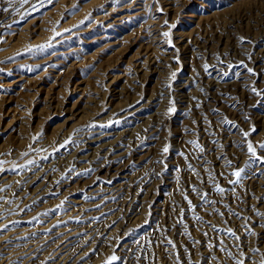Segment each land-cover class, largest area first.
Here are the masks:
<instances>
[{"label":"rangeland","instance_id":"1","mask_svg":"<svg viewBox=\"0 0 264 264\" xmlns=\"http://www.w3.org/2000/svg\"><path fill=\"white\" fill-rule=\"evenodd\" d=\"M30 1L0 12V251L57 238L0 264H261L264 0Z\"/></svg>","mask_w":264,"mask_h":264},{"label":"bare ground","instance_id":"2","mask_svg":"<svg viewBox=\"0 0 264 264\" xmlns=\"http://www.w3.org/2000/svg\"><path fill=\"white\" fill-rule=\"evenodd\" d=\"M30 1V0H29ZM32 1V0H31ZM30 1V2H31ZM34 2L36 1V2H39V1H42V0H33ZM35 2V3H36ZM44 2V1H43ZM18 3V2H17ZM29 3V2H28ZM27 3V4H28ZM34 3V4H35ZM40 3V2H39ZM42 3V2H41ZM30 4H32V3H30ZM29 4V5H30ZM17 5H19V4H17ZM36 5V4H35ZM39 5V4H38ZM31 6V5H30ZM33 6V5H32ZM37 6V5H36ZM42 6V5H41ZM27 7H29L28 5H27ZM17 9V7H13V9ZM10 10V9H9ZM12 10V9H11ZM25 11V10H24ZM29 11V10H28ZM10 12L11 11H8V12H4L3 13V15L1 16V20H3V18H7V17H9V14H10ZM12 14H14V13H12ZM11 15V14H10ZM0 20V21H1ZM5 22H7L6 20H5ZM3 25V24H2ZM1 26V25H0ZM261 52V51H260ZM257 54H259L258 52H257ZM254 55V54H253ZM257 56V55H256ZM253 58V57H252ZM255 60H257V57H255ZM209 87V86H208ZM210 89V88H209ZM207 90V89H206ZM88 132V131H87ZM90 132V131H89ZM88 132V133H89ZM91 133V132H90ZM81 134V133H80ZM85 134V133H84ZM95 134V133H94ZM97 134V133H96ZM92 135H93V132H92ZM89 136V135H88ZM97 135H95V137H96ZM103 136V135H102ZM101 136V137H102ZM82 137V136H81ZM104 137H106V136H104ZM88 138H90V137H88ZM92 138V137H91ZM94 138V137H93ZM83 139V138H82ZM84 139H85V137H84ZM95 139H97V138H95ZM85 140H87V139H85ZM98 140L99 139H97V140H92L93 142H91V141H89V139L87 140V143L85 142V144H87V145H91V144H94L95 145V143L97 144V142H98ZM103 140H104V138H103ZM77 142H78V140H77ZM104 142V141H103ZM100 143V142H99ZM81 144V143H80ZM78 145V144H77ZM82 145V144H81ZM86 145V146H87ZM73 146V145H72ZM106 146V145H105ZM85 147V146H84ZM106 148V147H105ZM83 149H85V152H86V150H88L87 148H83ZM82 149V150H83ZM103 149H104V147H103ZM77 150V149H76ZM81 150V149H80ZM82 150L80 151V152H82ZM116 150V149H115ZM84 151V150H83ZM99 152H101V151H99ZM104 152V151H103ZM78 153V152H77ZM114 154V153H113ZM81 155V154H80ZM99 155V154H98ZM107 155H109V154H107ZM112 155V154H111ZM117 156V155H116ZM99 157V156H98ZM75 158V157H74ZM83 158V157H82ZM100 158H101V156H100ZM109 158V157H108ZM116 159H118L117 157H115ZM81 159V158H80ZM94 159H96V158H94ZM106 159V158H105ZM77 160V159H76ZM79 160V159H78ZM77 160V161H78ZM80 161V160H79ZM78 161V162H79ZM109 161V160H108ZM107 161V162H108ZM111 161V160H110ZM114 161V160H113ZM77 162V163H78ZM95 162V161H94ZM116 162V161H115ZM114 162V163H115ZM41 164H42V162H40ZM39 163V164H40ZM77 163H75V164H77ZM97 163V162H96ZM110 163V162H109ZM38 164V165H39ZM55 163H53V165H54ZM92 164V163H91ZM33 165V164H32ZM36 166L35 167H37L38 165L37 164H35ZM74 165V164H73ZM105 165V164H104ZM34 166V165H33ZM52 166V165H51ZM75 166H77V165H75ZM74 166V167H75ZM111 166V165H110ZM28 167V166H27ZM34 167V168H35ZM42 167V166H41ZM40 167V168H41ZM71 167H73V166H71ZM97 167V166H96ZM112 167V166H111ZM26 168V167H25ZM28 168H30V167H28ZM32 168V167H31ZM30 168V169H31ZM39 168V167H38ZM97 168H101V167H97ZM27 169V168H26ZM37 169V168H36ZM69 169H72V168H69ZM68 169V170H69ZM25 170V169H24ZM23 169H22V171H24ZM28 170V169H27ZM38 170V169H37ZM48 170V169H47ZM47 170L45 171V173H47ZM50 170V169H49ZM73 170V169H72ZM76 170V169H75ZM26 172V171H25ZM36 171H34V170H30V172L29 173H27L26 172V175L22 178V180L21 181H17L16 183H10V185H13V188L15 187V190H17L16 192H18V191H22V193H21V196H22V198H23V201L25 200V201H29L30 200V202H31V200L35 197V196H37L40 192H41V187H35V185H36V183H38L39 181H40V178L42 177V175H43V173H36V174H34L33 175V173H35ZM69 172H70V170H69ZM69 172H67V173H69ZM67 173H65L66 175H67ZM24 174V173H23ZM70 174V173H69ZM71 174H72V172H71ZM48 175V174H47ZM75 175V174H74ZM17 176V175H16ZM65 176V175H64ZM71 176H73V175H71ZM71 176H69V177H71ZM146 176H147V174H146ZM74 177V176H73ZM68 178V177H67ZM148 178V177H147ZM70 179V178H69ZM144 179H146V178H144ZM143 179V180H144ZM65 180V179H64ZM63 180V181H64ZM62 181V182H63ZM146 181V180H145ZM138 182V181H137ZM141 182H142V180H141ZM50 183V182H49ZM137 184V183H136ZM143 184V183H142ZM3 186H5V185H3ZM114 188H117V187H114ZM2 190V189H1ZM107 190V189H106ZM116 190V189H115ZM117 190H119V189H117ZM3 191V193H4V190H2ZM1 191V192H2ZM110 191V190H109ZM15 192V191H14ZM108 192V191H107ZM114 192V191H113ZM112 192V193H113ZM2 193V194H3ZM18 195V194H17ZM92 196V195H91ZM90 197V196H89ZM93 197H95V196H93ZM92 197V198H93ZM36 198V197H35ZM96 198V197H95ZM22 200V199H21ZM22 201V202H23ZM88 201H90V200H88ZM95 201V200H94ZM29 204V203H28ZM110 204V203H109ZM112 205H114V204H112ZM118 205V204H117ZM111 206V205H110ZM90 207V206H89ZM96 207V206H95ZM92 208V207H91ZM90 208V209H91ZM107 208H109V206L107 207ZM1 210V209H0ZM6 210V209H5ZM4 210V211H5ZM2 211V210H1ZM88 211V210H87ZM3 212V211H2ZM1 212V213H2ZM98 212V211H97ZM0 213V214H1ZM6 213V212H5ZM14 213V212H13ZM78 213V212H77ZM84 213V212H83ZM95 213V212H94ZM93 213V214H94ZM108 213H109V211H108ZM8 214V213H7ZM12 214V213H11ZM10 214V215H11ZM89 214V213H88ZM92 214V213H91ZM98 214V213H97ZM84 215V214H83ZM103 215H104V213H103ZM106 215H108V214H106ZM80 216V215H79ZM91 216V215H90ZM3 217V216H2ZM1 217V218H2ZM6 217V214H5V216H4V218ZM80 217H82V216H80ZM78 218V217H77ZM86 218V217H85ZM84 218V219H85ZM88 218V217H87ZM3 219V218H2ZM79 220H80V218H78ZM82 219V218H81ZM7 220V219H6ZM5 220V221H6ZM8 220H10V218L8 219ZM7 220V221H8ZM4 221V222H5ZM79 222H81V220L79 221ZM83 222H85V220H83ZM109 222V221H108ZM77 223V222H76ZM82 223V222H81ZM4 226V225H3ZM74 226H75V223H74ZM74 226H72V227H74ZM78 226V225H77ZM80 226V225H79ZM100 227V226H99ZM7 228V227H6ZM77 228V227H76ZM75 228V229H76ZM106 228V227H105ZM11 229V228H10ZM108 229V228H107ZM94 230V229H93ZM92 230V231H93ZM10 231V230H9ZM51 231V230H50ZM49 231V232H50ZM52 233V232H51ZM54 233V232H53ZM93 233V232H92ZM57 234V233H56ZM75 234V233H74ZM73 234V235H74ZM83 234V233H82ZM98 234V233H97ZM49 235H51V234H49ZM48 235V233H47V236L43 239V241L41 240V241H37V243H35V244H33V245H30V247H24V243H23V246H17L16 247V249L14 248V249H12L13 251H10V252H7L10 248H8V246H6V248H8V250H6V253H2V251H0V255H2L3 256V254H12L13 252H15V253H13L12 255H17L18 257H20V255H18V254H21V253H26V254H24V258H25V256H27L28 257V259H29V257H30V261L31 262H33L34 261V259H37V261L39 260V258L41 257L38 253L40 252V251H43L44 249H46L47 247H49V242L53 239V238H57L56 237V235H51L50 237H48L49 236ZM63 235V234H62ZM76 235H77V233H76ZM42 236V235H41ZM59 236V235H58ZM71 236V235H70ZM74 237V236H73ZM80 237V236H79ZM10 238V237H9ZM41 238V237H40ZM71 238H72V236H71ZM8 239V238H7ZM70 239V238H69ZM68 239V240H69ZM73 239V238H72ZM82 239V238H81ZM13 240V239H12ZM15 240V239H14ZM75 240V239H74ZM8 241H11V240H8ZM54 241V240H53ZM67 241V240H66ZM70 241H71V239H70ZM79 241V240H78ZM88 241V240H87ZM76 242H77V240H76ZM22 243V242H21ZM74 244V243H73ZM0 245H2V244H0ZM9 245V244H8ZM17 245V244H16ZM67 245V244H66ZM26 246V245H25ZM70 246V245H69ZM3 247V246H2ZM10 247V246H9ZM14 247V246H13ZM31 247H33L34 249L33 250H30V248ZM22 248H24V249H22ZM70 248V247H69ZM64 249V248H63ZM66 249V248H65ZM72 249V248H71ZM5 250V249H4ZM3 250V251H4ZM30 250V251H29ZM68 250V249H67ZM70 250V249H69ZM83 250V249H82ZM66 253L68 252V251H65ZM79 252V251H78ZM72 253V252H71ZM76 255V254H75ZM21 256H22V254H21ZM15 257V256H14ZM32 258V259H31ZM67 258H69L70 259V257H69V254L65 257V259H67ZM72 259H74L73 257H72ZM85 259V258H84ZM1 260H3V258L1 257L0 258V261ZM16 260V259H15ZM62 261H59L60 263L59 264H69V262L68 261H64L63 259H61ZM6 261V260H5ZM10 262H12L11 260H10ZM9 262V263H10ZM17 262H19V261H17ZM27 262V261H26ZM74 262V261H73ZM13 263V262H12ZM15 263V262H14ZM46 263V262H45ZM49 263V262H48ZM79 263V262H78ZM77 263V264H78ZM16 264V263H15ZM18 264V263H17ZM53 264V263H52Z\"/></svg>","mask_w":264,"mask_h":264},{"label":"snow or ice","instance_id":"3","mask_svg":"<svg viewBox=\"0 0 264 264\" xmlns=\"http://www.w3.org/2000/svg\"><path fill=\"white\" fill-rule=\"evenodd\" d=\"M3 2H4V0H0V3H3ZM15 2H16V0H6V5H7V6L0 7V12H8L9 9L12 8V6H13V4H14ZM28 2H29V0H19V3H20V6H21V7H23V6H24L25 4H27ZM76 7H78V6H76ZM16 11L18 12L19 9H16ZM165 23H167V22H165ZM163 35H164V36H169V33L165 32V33H163ZM169 43H171V41H169ZM205 70H207V65H205ZM248 71L251 72L252 70L249 69ZM173 75H175V74H173ZM225 75H227V73H225ZM253 91H255V89H253ZM174 111H175L174 108H171V107H170V108L168 109V112H169V113H172V112H174ZM243 135H244L245 137H247V136L249 135V133H248V132H245V133H243ZM191 143H193L196 147L200 148V151H201V152L204 151V149H203L202 147H200V145H199L198 143H196V142H191ZM260 148L264 149V144H260ZM168 151H169V148H168V146L166 145V146L163 148V152L167 153ZM247 151H248V153H250L253 157L256 156V148L253 146V144H252L251 142H249V143L247 144ZM257 159H260V158L257 157ZM29 163H31V162H29ZM230 164H231V162L229 161V165H230ZM0 171H4V169H0ZM242 172H244V169L234 170V171L231 173V175L234 176V177H236V179H235V180H230L229 183H230V184H236V183H239ZM215 191H216L217 193L223 194L224 191H225V189L222 188V187H220V186L217 184V185H215ZM204 196H207V193H205ZM211 203H215V202L213 201V202H211ZM189 204L191 205V201H189ZM221 215H222V214H221ZM196 219L199 220V219H201V218H200V217H196ZM5 227H7V226L5 225ZM213 227H214V226H213ZM228 232L234 235V233H232V230H231V229H229ZM205 235H206V234H205ZM237 239H238V237H237ZM169 243H171V242L169 241ZM221 251H224V249H221ZM229 255H231V253H229ZM117 259H118V257L115 256V255H113V256H111V257L105 262V264H113V261H116ZM237 264H243V261H237ZM261 264H264V261H262Z\"/></svg>","mask_w":264,"mask_h":264}]
</instances>
